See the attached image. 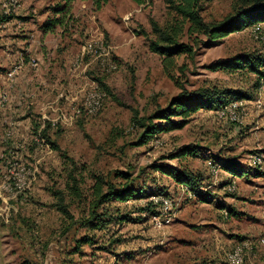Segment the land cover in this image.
<instances>
[{"label":"rangeland","instance_id":"rangeland-1","mask_svg":"<svg viewBox=\"0 0 264 264\" xmlns=\"http://www.w3.org/2000/svg\"><path fill=\"white\" fill-rule=\"evenodd\" d=\"M199 4L216 23L241 0ZM171 19L164 0H0V264H226L236 248L264 264V76L209 68L264 55V23L208 47L184 34L193 53L166 70L152 23ZM203 88L250 98L138 145L141 120ZM161 168L199 177L198 192ZM97 184L134 196L97 206Z\"/></svg>","mask_w":264,"mask_h":264},{"label":"trees","instance_id":"trees-1","mask_svg":"<svg viewBox=\"0 0 264 264\" xmlns=\"http://www.w3.org/2000/svg\"><path fill=\"white\" fill-rule=\"evenodd\" d=\"M108 0H92L96 9H99ZM136 5H143L146 0H132ZM168 8L172 11L171 22L163 29L152 23L153 33L156 40L150 44L152 52L162 58L164 68L170 69L175 63V58L193 53L192 46L180 43L179 39L184 36H196L195 45L201 44L208 47L213 41L226 37L232 33L239 32L253 25L264 23V0H241V5L230 15L224 17L216 23H206L200 15L201 7L199 0H164ZM63 9H56L55 12H62ZM58 23V21H56ZM257 27V26H254ZM201 36L204 40L196 41ZM264 66V55L247 54L237 56L233 60L217 61L209 68L211 70H239L247 69L258 77L264 76L260 67ZM236 99L250 98L241 91H231L227 89L203 88L194 91L182 90L174 97L168 106L155 112L153 115L141 120L142 132L138 137V145H145L156 133L170 132L182 129L186 124V119L199 110H214L222 108L227 102ZM176 116L180 121H171L170 118ZM153 120L162 121L161 124H153ZM178 153L176 156H179ZM175 156V157H176ZM231 173L241 175L239 169L227 168ZM162 173L173 176L181 184H185L194 193L198 192L199 177H192L185 172H177L175 169H160ZM134 191L129 189L117 190L116 187L109 185L108 190L102 193L101 184L95 187V195L98 197L97 206L108 202L112 198L126 201L133 197ZM60 211L66 214V210ZM97 216V215H95ZM99 219V217L97 218ZM93 217L92 220H97ZM90 222V221H88Z\"/></svg>","mask_w":264,"mask_h":264},{"label":"built area","instance_id":"built-area-1","mask_svg":"<svg viewBox=\"0 0 264 264\" xmlns=\"http://www.w3.org/2000/svg\"><path fill=\"white\" fill-rule=\"evenodd\" d=\"M256 30H257V27H255V31H256ZM18 69H19V67H14V68L11 70V75L8 76V78H9V79H12V78L15 76V74H16V72H17ZM86 100H87V97H86ZM4 101H5V99L3 98V99L1 100V102H4ZM94 102H96V101H94ZM87 112L89 113V111H87ZM221 113H222V115H223L224 113H229V115H230V119L235 120V113H234L233 108H227L225 111H223V112H221ZM154 203L162 204V205H163V209H164V208H167L168 205L171 204L170 201H166V202L154 201ZM261 244H264V233H263V235L261 236ZM235 250H238V251H239V258H232V257H231V254H229V262H226V264L243 263L242 250L239 249V248H236Z\"/></svg>","mask_w":264,"mask_h":264},{"label":"bare ground","instance_id":"bare-ground-1","mask_svg":"<svg viewBox=\"0 0 264 264\" xmlns=\"http://www.w3.org/2000/svg\"><path fill=\"white\" fill-rule=\"evenodd\" d=\"M99 98V97H98ZM99 100V99H98ZM88 105V107H89V109H91L92 111H94L96 108H97V106L95 105V103H93V102H91V103H89V104H87ZM231 257L232 258H239V252H237V251H235V253H233L232 255H231ZM229 262V261H228ZM234 264H241V263H234Z\"/></svg>","mask_w":264,"mask_h":264},{"label":"crops","instance_id":"crops-1","mask_svg":"<svg viewBox=\"0 0 264 264\" xmlns=\"http://www.w3.org/2000/svg\"><path fill=\"white\" fill-rule=\"evenodd\" d=\"M10 73V72H9ZM9 75V74H8Z\"/></svg>","mask_w":264,"mask_h":264}]
</instances>
